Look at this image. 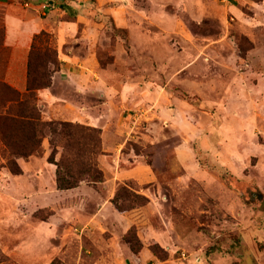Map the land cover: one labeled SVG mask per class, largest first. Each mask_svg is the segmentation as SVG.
<instances>
[{
	"label": "rangeland",
	"instance_id": "rangeland-1",
	"mask_svg": "<svg viewBox=\"0 0 264 264\" xmlns=\"http://www.w3.org/2000/svg\"><path fill=\"white\" fill-rule=\"evenodd\" d=\"M35 2L0 0V79L21 64L5 46L6 7ZM58 8L52 23H77L64 51L88 58L74 71L88 85L54 92L104 115L96 158L104 179L82 181L75 194L58 189L48 158L57 145L59 160L68 140L47 128L40 154L13 151L22 171L13 174V144L0 126V264H264V0H64ZM60 69L58 58L49 87ZM89 77L103 79L98 92ZM44 89L37 105L47 121L58 111ZM91 136L79 129L72 141ZM109 165H145L149 177L108 181ZM125 185L141 198L119 200L131 207L119 212L113 199ZM110 193L130 223L116 240L98 214Z\"/></svg>",
	"mask_w": 264,
	"mask_h": 264
},
{
	"label": "trees",
	"instance_id": "trees-1",
	"mask_svg": "<svg viewBox=\"0 0 264 264\" xmlns=\"http://www.w3.org/2000/svg\"><path fill=\"white\" fill-rule=\"evenodd\" d=\"M50 39V33L46 31L35 35L33 39L28 55L25 91H20L4 79H0V87L4 91L3 98L0 100V126L3 133H6V138L14 145L9 153L6 167L15 175L21 174L22 171L14 157L15 154H12L13 151L23 158L40 154L42 140L46 137L44 131L46 128L53 137L67 138L68 142L62 146L65 151L62 157L56 160L58 149L57 145H54L48 161L57 167V188L70 190L78 187L82 181L89 183L103 181V171L96 164V158L102 151L101 131L94 127L71 122L42 119L37 105V91L51 85L52 72L58 65V54L51 45ZM79 129L87 130L94 136H91L90 140L74 139L72 141ZM17 133L21 140L17 139ZM53 142L54 139L51 143ZM130 197L141 198L140 195L134 194L127 185L123 186L113 199L115 208L119 212L129 210L131 207L123 206L119 200L126 202L130 200Z\"/></svg>",
	"mask_w": 264,
	"mask_h": 264
},
{
	"label": "crops",
	"instance_id": "crops-1",
	"mask_svg": "<svg viewBox=\"0 0 264 264\" xmlns=\"http://www.w3.org/2000/svg\"><path fill=\"white\" fill-rule=\"evenodd\" d=\"M44 1L47 2V5ZM50 1L51 0H37L35 4H31V7L28 6V3L26 6L19 3H9L7 5L5 17V46L9 48L12 53H14L13 56L16 60L18 59L21 61V64H17L19 72L15 70V67H13L14 63L10 64L5 81L20 91L25 90L28 55L33 39L35 35L41 33L42 31H52L57 38V53L61 63V69L56 71L53 75L52 86L39 92L41 98H44L46 102L52 104L51 109L53 108L58 111V113L54 111L55 115L53 117H51L49 113L45 112L47 113L46 120H58L62 117L61 120L64 121L80 122L88 124L90 127L101 128L103 131H106L107 127L105 126L103 120L104 115L101 114L100 111L91 113L86 107L77 106L68 98L66 99L64 96L57 95L54 92L57 88H59L60 84L62 86L65 84L66 87H69L70 85L72 87V84H75L76 87H72L73 90H75V88H77V90L84 89L85 84L86 86L88 85V82L86 83L87 76L77 74L74 71L77 66L83 65L84 61L88 58H78L75 54H70V50H68V52L64 51L65 45L73 41L72 37H74L78 32V26L76 22L72 21L69 22L59 20L56 23H52L53 18H55L56 15H61V13L58 11L60 10L58 6L56 7L54 4H51ZM88 81H92V78L89 77ZM83 82L85 84H83ZM92 82L94 85L91 89L98 92L99 88L103 85V79L101 78L98 81ZM68 83L70 85H68ZM56 108H58V110ZM60 113H64L63 116H60ZM118 145L121 146L120 144ZM114 147H116L115 149L117 150L118 146L114 145ZM109 168H112L113 176L108 177L107 180H111L115 183H117V181L121 182L129 179H136L144 182L142 174L149 177V171H147V166L145 165H139L137 168H126L123 170H114L115 167L111 165H109ZM82 190L83 187L80 186L67 192L68 194H75L76 192H81ZM112 195L113 193H110L107 198L103 197V203L99 208L98 214L99 216L105 218L104 220L106 222L111 223L112 227L115 229L113 235L116 240L118 238L116 231L119 226L123 225L125 228H128L130 223L114 210L110 202ZM90 224H92V226L99 225L103 231L107 228V225L103 226L102 221L96 219H93V222H90ZM49 229V227L45 229V232H50Z\"/></svg>",
	"mask_w": 264,
	"mask_h": 264
},
{
	"label": "water",
	"instance_id": "water-1",
	"mask_svg": "<svg viewBox=\"0 0 264 264\" xmlns=\"http://www.w3.org/2000/svg\"><path fill=\"white\" fill-rule=\"evenodd\" d=\"M64 0H51L50 3L58 6L63 3Z\"/></svg>",
	"mask_w": 264,
	"mask_h": 264
}]
</instances>
